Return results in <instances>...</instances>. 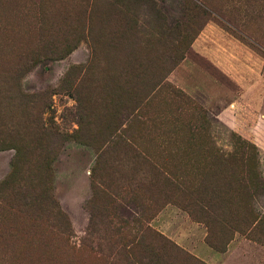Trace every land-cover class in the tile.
Here are the masks:
<instances>
[{
    "label": "rangeland",
    "instance_id": "1",
    "mask_svg": "<svg viewBox=\"0 0 264 264\" xmlns=\"http://www.w3.org/2000/svg\"><path fill=\"white\" fill-rule=\"evenodd\" d=\"M0 186V264H264V0H0Z\"/></svg>",
    "mask_w": 264,
    "mask_h": 264
},
{
    "label": "trees",
    "instance_id": "2",
    "mask_svg": "<svg viewBox=\"0 0 264 264\" xmlns=\"http://www.w3.org/2000/svg\"><path fill=\"white\" fill-rule=\"evenodd\" d=\"M12 177H13V175H12ZM94 192H96L95 190H94ZM3 193H4V188H3V186H0V199H2V197H3ZM25 203V205H27V203H26V201L24 202ZM32 204L31 203H29L28 204V207L29 206H31ZM61 217V218H63V220H65V224H66V217L64 216V214H62V212L60 211V210H57L56 211V213H55V217ZM68 222V221H67ZM135 222L136 223H138L139 222V220L138 219H135Z\"/></svg>",
    "mask_w": 264,
    "mask_h": 264
}]
</instances>
